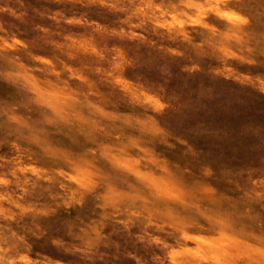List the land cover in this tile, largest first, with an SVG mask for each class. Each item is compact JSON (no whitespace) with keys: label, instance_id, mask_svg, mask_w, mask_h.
Returning a JSON list of instances; mask_svg holds the SVG:
<instances>
[{"label":"clouds","instance_id":"obj_1","mask_svg":"<svg viewBox=\"0 0 264 264\" xmlns=\"http://www.w3.org/2000/svg\"><path fill=\"white\" fill-rule=\"evenodd\" d=\"M0 264H264V0H0Z\"/></svg>","mask_w":264,"mask_h":264}]
</instances>
